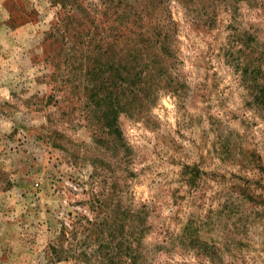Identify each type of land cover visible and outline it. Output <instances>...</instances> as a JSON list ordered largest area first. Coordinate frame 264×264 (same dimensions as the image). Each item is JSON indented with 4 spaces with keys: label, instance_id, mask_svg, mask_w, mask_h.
I'll use <instances>...</instances> for the list:
<instances>
[{
    "label": "rangeland",
    "instance_id": "obj_1",
    "mask_svg": "<svg viewBox=\"0 0 264 264\" xmlns=\"http://www.w3.org/2000/svg\"><path fill=\"white\" fill-rule=\"evenodd\" d=\"M0 264H264V0H0Z\"/></svg>",
    "mask_w": 264,
    "mask_h": 264
}]
</instances>
